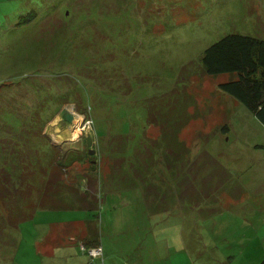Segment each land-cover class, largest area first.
<instances>
[{
    "label": "rangeland",
    "instance_id": "1",
    "mask_svg": "<svg viewBox=\"0 0 264 264\" xmlns=\"http://www.w3.org/2000/svg\"><path fill=\"white\" fill-rule=\"evenodd\" d=\"M229 33L264 39V0H0V108L14 94L11 89L40 81L50 94L46 117L63 103L69 110L90 107L89 113L84 108L87 116L74 109L84 120L73 130L68 124L61 129L64 121L56 117L53 130L47 129L65 147L94 150L67 172L79 182L91 167L90 156L97 170L109 168L108 133L127 131L128 144H139L144 157L158 135L156 126L144 128V100L176 87L181 68L198 62L206 47ZM227 79L226 73H193L188 79L199 116L180 138L189 157L200 160L192 170L184 169L183 200L162 198L154 214L138 208L144 204L135 195L103 198L95 216L86 210H41L38 228L29 220L9 231L15 243L27 249L56 219L71 221L74 240L82 224L76 220L93 218L107 250L103 256L121 264H264V125L218 88ZM76 94L82 105H74ZM10 101L9 107L14 97ZM87 137L90 146L83 142ZM160 168L164 189L173 177ZM173 179L178 186L177 176ZM78 245L70 247L78 253ZM14 248L0 245V264H9ZM19 256L23 259L15 264H34L28 253Z\"/></svg>",
    "mask_w": 264,
    "mask_h": 264
},
{
    "label": "trees",
    "instance_id": "2",
    "mask_svg": "<svg viewBox=\"0 0 264 264\" xmlns=\"http://www.w3.org/2000/svg\"><path fill=\"white\" fill-rule=\"evenodd\" d=\"M193 73L210 77L226 73L228 79L219 83L218 88L244 105L264 125V39L229 33L206 47L198 62L190 61L181 68L176 87L144 100V128L149 125L158 128V135L151 142L152 148L147 147L149 150L145 151L144 157L139 144H128L130 134L127 131L108 133L104 137L109 149L104 148L109 150L106 155L109 168L107 171L97 170L95 158L90 156L93 160L91 167L84 170L79 182L68 179L67 172L73 164L82 162L89 155V148L84 153L79 151L78 145L65 147L69 145L62 144L63 140L47 130H53L50 122L65 104L46 117L52 106L48 103L47 85H42L45 82L11 89L14 94L5 99L0 108V245L14 246L15 250L18 243L9 231L31 221L41 210H86L95 216L103 198L126 196V193L132 197L135 191H140L139 198L145 212L150 214L160 211L165 201L162 198L183 200L184 169L195 167L200 160L198 156L189 157V147L180 138L188 122L199 116L198 102L187 88ZM43 87H46L45 91L39 93ZM24 96H27L25 101ZM11 97H14L12 106L15 108L9 107ZM73 103L82 105L80 99ZM190 107L192 111L189 112ZM84 108L89 113L90 107L79 109L76 105L74 109L87 116ZM88 120L92 122V118ZM67 124L66 121L60 123V128ZM220 129L225 133L228 125L224 124ZM142 133L143 130L138 135ZM83 142L87 145V139ZM160 166L169 172L170 177L176 179L177 176L181 180H175L178 186L172 178L162 189L158 179L162 172ZM174 190L177 195H172ZM165 191H170L171 195L166 196ZM197 197L186 195L189 200ZM85 228L86 241L80 246L82 253L86 251L81 247H99L101 242L93 218L85 222ZM102 256L103 251L101 256L95 257Z\"/></svg>",
    "mask_w": 264,
    "mask_h": 264
},
{
    "label": "crops",
    "instance_id": "3",
    "mask_svg": "<svg viewBox=\"0 0 264 264\" xmlns=\"http://www.w3.org/2000/svg\"><path fill=\"white\" fill-rule=\"evenodd\" d=\"M140 194V191H135L134 193L137 197H139ZM124 197L126 199H130L131 195L130 193H126V196ZM126 199L125 202L129 205L131 202ZM140 207L144 208V206H139L138 208ZM36 215L37 213L30 222L38 228V223L35 221ZM39 218L41 219L42 217ZM87 220L88 219L86 218L83 220H76L82 224L80 231H76L74 235L72 234L75 236L74 240L70 235L73 231L68 229V223L71 221L59 219L48 221L43 231L38 233V236L31 241L30 246L27 247V249H21L18 242L12 260L9 261V264H15L17 261L23 259V257L19 256V254L25 255L26 253L33 258L34 264H106L107 262H110L111 264H121V261L117 258L115 259L113 256L106 255L91 258L89 255L80 251L79 245L81 246V244L86 241L85 238L87 231L85 228V222ZM68 235H70V238ZM74 242L79 243L77 247L78 253H76L74 247H70L74 244ZM99 247L104 252L105 247L102 239Z\"/></svg>",
    "mask_w": 264,
    "mask_h": 264
},
{
    "label": "water",
    "instance_id": "4",
    "mask_svg": "<svg viewBox=\"0 0 264 264\" xmlns=\"http://www.w3.org/2000/svg\"><path fill=\"white\" fill-rule=\"evenodd\" d=\"M55 117L57 120L66 121L68 125L71 127V130H73L78 125H80L84 120L83 118L79 119L78 116L74 114L73 108L71 110L67 108H62ZM90 144H91V138L87 137V145L90 146ZM88 148H89L88 150L89 154H93L94 150L91 149L90 147Z\"/></svg>",
    "mask_w": 264,
    "mask_h": 264
},
{
    "label": "built area",
    "instance_id": "5",
    "mask_svg": "<svg viewBox=\"0 0 264 264\" xmlns=\"http://www.w3.org/2000/svg\"><path fill=\"white\" fill-rule=\"evenodd\" d=\"M82 250L86 251L88 255L95 257V256H101L102 255V249L100 247H91L89 249H84L81 247Z\"/></svg>",
    "mask_w": 264,
    "mask_h": 264
}]
</instances>
